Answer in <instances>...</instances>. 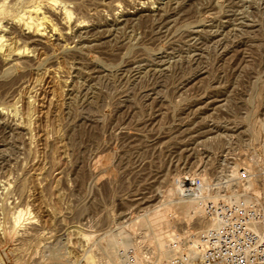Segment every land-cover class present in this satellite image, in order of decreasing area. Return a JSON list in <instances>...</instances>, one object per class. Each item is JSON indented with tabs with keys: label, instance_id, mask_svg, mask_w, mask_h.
I'll return each mask as SVG.
<instances>
[{
	"label": "rangeland",
	"instance_id": "rangeland-1",
	"mask_svg": "<svg viewBox=\"0 0 264 264\" xmlns=\"http://www.w3.org/2000/svg\"><path fill=\"white\" fill-rule=\"evenodd\" d=\"M52 2L0 0V264H165L184 177L264 197V0Z\"/></svg>",
	"mask_w": 264,
	"mask_h": 264
},
{
	"label": "built area",
	"instance_id": "built-area-1",
	"mask_svg": "<svg viewBox=\"0 0 264 264\" xmlns=\"http://www.w3.org/2000/svg\"><path fill=\"white\" fill-rule=\"evenodd\" d=\"M252 177L240 170L243 186ZM205 184L201 178H183L179 183L180 200H203L204 228L195 235H183L176 229L168 239L169 257L165 264H264V197L238 200L228 198L231 183ZM264 190V180L260 185ZM223 190V192H222ZM219 192L218 196L213 194ZM198 244L193 247L194 240ZM124 264L139 262L132 246L123 251Z\"/></svg>",
	"mask_w": 264,
	"mask_h": 264
},
{
	"label": "bare ground",
	"instance_id": "bare-ground-1",
	"mask_svg": "<svg viewBox=\"0 0 264 264\" xmlns=\"http://www.w3.org/2000/svg\"><path fill=\"white\" fill-rule=\"evenodd\" d=\"M54 1H57V0H53ZM52 2V4H54ZM32 7V6H31ZM41 7L39 5H35L33 8H29V10H26L21 16H22V19H23V24L25 27H28V28H31V27H35V30H37L38 32L41 31L44 27V24L48 23L50 18L49 16L45 13V12H41ZM0 11H2L3 13L5 12H8V8L7 6H5L4 4H1L0 5ZM9 13V12H8ZM19 16V15H18ZM72 18V12L70 9L68 8H65L64 10V19L65 20H71ZM21 19V18H20ZM21 19V20H22ZM22 24V23H21ZM23 26V27H24ZM3 39V36L1 35L0 36V41ZM7 51H5V55L6 56H9V55H12L15 51L17 52V50L14 48V46L11 45V43H7ZM3 46L0 44V48H2ZM21 49V48H20ZM19 49V50H20ZM20 52V51H19ZM10 58V57H9ZM248 169H250V167H247ZM239 172L238 168L235 167L233 169V173L234 174H237ZM203 179V177H202ZM248 183H246L245 185H243L244 187L246 188H250V187H253L254 186V180H252V177H248ZM255 189V190H254ZM254 190V193L255 194H260V191L256 188H253ZM231 193L227 194L228 198H231V199H235V200H238L239 198H241L243 195L244 198H247V199H251V198H257V196L253 195V194H250V192L247 190H243V191H239V190H234L233 191L231 190L230 191ZM218 193L219 192H215L213 194L214 197L218 196ZM189 200V199H187ZM186 201V200H185ZM200 203L203 204V200H198V199H190V201H187L184 205V213L187 214V215H193L199 211H202L203 207H202V204L200 205ZM184 204V203H183ZM159 211V210H158ZM157 211V212H158ZM21 213L22 211L19 210L17 211L16 213H13L14 214V217H13V220L12 222H14L15 224L19 223L20 221V217H21ZM159 213V212H158ZM13 216V215H12ZM160 220V219H158ZM156 221V220H155ZM15 226V225H14ZM167 230V229H166ZM165 231V230H164ZM172 232L168 231V232H160L159 233V236L161 238V245L164 246L165 243H166V240H165V236H168V237H171V234ZM169 239V238H168ZM198 241L199 239L196 238L193 242V247H195L197 244H198ZM136 245V244H135ZM135 245H133V248L135 250V253H136V257L138 259L139 262H142L143 264H157V263H153L150 259H146L144 258L143 254L138 251V248L135 247ZM130 247V246H129ZM128 248V247H127ZM138 251V252H137ZM146 252V251H145ZM167 254V253H166ZM153 257V256H152ZM91 259V258H90ZM148 260V261H147ZM150 261V262H149ZM93 263V258L91 260H88V264H92Z\"/></svg>",
	"mask_w": 264,
	"mask_h": 264
}]
</instances>
